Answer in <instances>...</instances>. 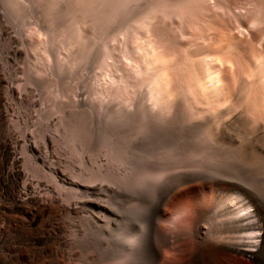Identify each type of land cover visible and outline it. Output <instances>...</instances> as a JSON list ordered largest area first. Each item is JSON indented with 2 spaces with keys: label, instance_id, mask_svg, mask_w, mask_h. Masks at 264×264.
Returning a JSON list of instances; mask_svg holds the SVG:
<instances>
[{
  "label": "rangeland",
  "instance_id": "obj_1",
  "mask_svg": "<svg viewBox=\"0 0 264 264\" xmlns=\"http://www.w3.org/2000/svg\"><path fill=\"white\" fill-rule=\"evenodd\" d=\"M0 78L3 131L32 194L113 210L126 193L148 199L125 204L118 244L84 209L66 212L58 264L170 263L142 218L128 224L178 177L190 181L155 228L184 234L185 248L217 253L203 232L215 207L264 199V0H0ZM44 217L0 244L7 264L19 249H45L28 264L56 262Z\"/></svg>",
  "mask_w": 264,
  "mask_h": 264
},
{
  "label": "bare ground",
  "instance_id": "obj_2",
  "mask_svg": "<svg viewBox=\"0 0 264 264\" xmlns=\"http://www.w3.org/2000/svg\"><path fill=\"white\" fill-rule=\"evenodd\" d=\"M12 54H17V52L13 51ZM5 121L2 98L0 97V244L4 246L13 240L8 236L11 231L16 230L18 227L33 226L39 219L46 216L44 222L52 223L54 225L53 230L57 233L49 245L53 248L52 256L56 261L54 264H58L57 259L68 255L67 249L69 248V241L64 234L62 216L66 212L75 213L76 208L84 209L87 212L90 224L103 226L105 233L107 232L109 237L116 242L117 238L113 232L117 220L127 215L121 214L125 210V204H130L132 201H147L146 196L138 193L120 195L123 198L122 203L113 210L99 202L98 198L94 196L78 203L76 207V205L63 204L55 194H49L48 196L32 194L29 187L21 183L22 171L13 151L12 134L3 131ZM189 181L190 179L178 177L158 188L154 200L149 201V206L143 212H139L138 209L134 213V218L129 219L127 217L129 219V233H135L137 220L142 218L147 227V236H153L155 239L157 252L163 248L166 250V247L171 249L172 252H168L170 253V256H168L170 263L167 261L168 264H229L236 259L233 255L232 257L230 254L222 252V250L231 251L240 257L252 259L257 264H264V199L259 200L253 197L254 195H249L248 192H246L247 201L235 199L225 206L215 207L211 227L203 230L208 236L209 243L216 247L217 253L215 254L208 248H185V245L183 246L185 235L177 233L178 231L172 233L170 230L171 233H169L168 230V233L163 234L156 230L155 224L159 219L158 215L166 196ZM248 205L252 207L251 211L242 214L241 209ZM138 208L140 207L138 206ZM158 229H161V227ZM25 237V241L28 242L34 243L38 240L36 236L29 233H26ZM44 251L45 249H19L14 256L21 258L20 264H28L29 258L40 259ZM1 254L0 264H7L6 256ZM14 256L8 257L12 258ZM9 261L11 262V260ZM131 262L130 264H136L133 261Z\"/></svg>",
  "mask_w": 264,
  "mask_h": 264
}]
</instances>
